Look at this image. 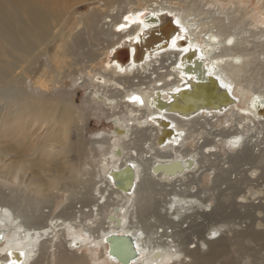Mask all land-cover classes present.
Segmentation results:
<instances>
[{
  "label": "bare ground",
  "instance_id": "1",
  "mask_svg": "<svg viewBox=\"0 0 264 264\" xmlns=\"http://www.w3.org/2000/svg\"><path fill=\"white\" fill-rule=\"evenodd\" d=\"M212 4L130 0L100 26L94 16L104 43L81 51L79 37L70 48L90 57L75 84L90 86L88 103L113 126L93 141L107 163L81 168L67 192H45L18 172L0 184V264H66L84 250L97 257L91 264H122L109 253L111 235L134 239L131 264H264V11ZM115 195L122 203L111 206ZM228 208L249 221L225 216ZM252 242L259 247L245 249Z\"/></svg>",
  "mask_w": 264,
  "mask_h": 264
},
{
  "label": "rangeland",
  "instance_id": "2",
  "mask_svg": "<svg viewBox=\"0 0 264 264\" xmlns=\"http://www.w3.org/2000/svg\"><path fill=\"white\" fill-rule=\"evenodd\" d=\"M129 1L0 0V92L7 91L10 95L9 102L0 101V158H3L0 184H7L6 179H11L18 172L21 180L25 179L30 184L38 182L39 188L45 192L50 186L57 184L61 186V191L67 192L71 180L81 168L88 166L92 170L97 169L96 165L100 161L107 163L105 149L98 145L94 149L93 141L98 133L104 136L111 134L112 125H108L107 110H102L94 102L88 103L90 86L75 84L81 72L86 74L89 71L90 67H86V62L90 57H81L78 55L80 51L74 53L72 49L79 37L83 43L81 51H88L90 44L91 47L103 44L98 38L99 28L94 29V16V21L98 20L100 26L104 18L102 16L120 5L125 6ZM202 1H206L209 7L215 0ZM243 1V5L248 6L249 13H263V3L260 0ZM18 45L23 50L12 55L11 48ZM94 47L91 49H95ZM64 70L68 75H65ZM25 94L26 98L21 100ZM34 124L36 125L32 128ZM30 176H34V180ZM10 187L16 190L23 188L24 184ZM97 187L104 188L103 182L95 185L92 194L96 198ZM80 188L78 184L74 187L76 191L81 190ZM90 188H93L92 184ZM69 196L72 200L73 196ZM164 199L169 201L170 197ZM70 200H67V204L72 202ZM77 200L75 203L79 202ZM119 200L115 195L111 206L122 203ZM82 201L85 204L89 202L87 194ZM153 202L159 209L160 202ZM80 205L79 203L78 206ZM163 205L166 206V202ZM111 206L102 217L112 212ZM228 209L224 215L230 216L235 222L244 224L249 221L243 210L240 211L243 215H240L235 210ZM156 214L157 211H151L149 216ZM256 242L264 244L261 240ZM256 242L245 249H257L259 246ZM231 255V258L236 256L234 253ZM90 257L97 259L89 250H84L76 257L81 258V262L70 258L66 264H91L88 260ZM100 262L97 261L98 264Z\"/></svg>",
  "mask_w": 264,
  "mask_h": 264
},
{
  "label": "water",
  "instance_id": "3",
  "mask_svg": "<svg viewBox=\"0 0 264 264\" xmlns=\"http://www.w3.org/2000/svg\"><path fill=\"white\" fill-rule=\"evenodd\" d=\"M175 163L173 165H176ZM168 166L158 165L155 168H167ZM109 244V253L116 257L122 264H131L138 258V251L134 246V239L128 235H111L106 239ZM2 240L0 239V245Z\"/></svg>",
  "mask_w": 264,
  "mask_h": 264
},
{
  "label": "snow or ice",
  "instance_id": "4",
  "mask_svg": "<svg viewBox=\"0 0 264 264\" xmlns=\"http://www.w3.org/2000/svg\"><path fill=\"white\" fill-rule=\"evenodd\" d=\"M126 19H128V18L126 17ZM121 27H123V26H121ZM173 45H175V41H173ZM132 100H134V101L139 100V97H132Z\"/></svg>",
  "mask_w": 264,
  "mask_h": 264
}]
</instances>
